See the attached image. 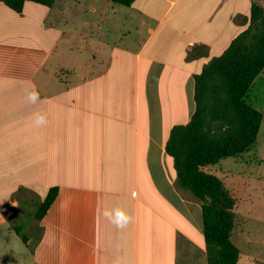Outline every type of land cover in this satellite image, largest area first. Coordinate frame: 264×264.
<instances>
[{"label": "crops", "instance_id": "crops-1", "mask_svg": "<svg viewBox=\"0 0 264 264\" xmlns=\"http://www.w3.org/2000/svg\"><path fill=\"white\" fill-rule=\"evenodd\" d=\"M256 1L0 2V264H210L169 145ZM202 170L236 202L258 180L240 156Z\"/></svg>", "mask_w": 264, "mask_h": 264}, {"label": "trees", "instance_id": "trees-1", "mask_svg": "<svg viewBox=\"0 0 264 264\" xmlns=\"http://www.w3.org/2000/svg\"><path fill=\"white\" fill-rule=\"evenodd\" d=\"M27 1L50 7L56 0H0L17 11H20ZM111 1L129 5L133 0ZM254 22L258 23L257 31L258 29L259 31L250 36V39L254 41V46H249L247 35L251 32ZM263 69L264 11L259 5L253 3L250 26L233 41L221 56L213 60L202 74L196 76L197 110L189 124L178 126L173 130L169 145L171 153L177 160L182 178L184 171H187V174L192 172L191 174L196 177L197 182L193 189L195 196L203 197L206 193L207 196L213 197L214 192L217 194V200L212 201L209 205L211 208L217 209L219 214L220 221L217 226L210 223L206 209L202 206L207 240L210 233L213 238L216 236L219 239L228 240L232 229L230 216L232 215L233 199L222 182L207 174L202 170V167L215 164L222 158L239 156L254 148L262 121V113L249 101V92L254 79ZM214 72L221 76L222 84L219 88H223L225 93L215 102L213 113L217 114L218 118H221L222 115L225 123L215 129L209 127L206 130L204 125L207 117L204 116L202 94L205 79ZM221 106L223 110H218V107ZM221 203L223 209H220ZM208 225H211V230L208 229ZM228 246L230 255L226 264H235L238 259L237 250L230 242ZM209 254L210 264H212L210 248Z\"/></svg>", "mask_w": 264, "mask_h": 264}, {"label": "rangeland", "instance_id": "rangeland-1", "mask_svg": "<svg viewBox=\"0 0 264 264\" xmlns=\"http://www.w3.org/2000/svg\"><path fill=\"white\" fill-rule=\"evenodd\" d=\"M256 4L259 5L264 11V0H257ZM257 24L258 23L254 22L251 32L247 35L249 39L247 40L249 46H254V41L253 39H250V36L256 32L258 33L259 29L257 31ZM216 58L217 57L213 58L207 65H205L200 74H202L207 66H210L213 60ZM263 78L264 76H262V79L258 77L257 83H255L254 79L250 87L249 101L252 102L254 106L256 104L255 99L252 98V95L254 96L255 93L258 94V90H260L261 86H264ZM221 82L222 78L217 72H214L212 75L208 76L204 81L202 105L204 107V116L207 117L206 123L204 125L206 130L209 127L215 129L216 127L223 126L225 123L222 119V115L221 118H218L217 114L213 113L215 102L225 93L223 88H219L222 84ZM218 108V110H223L222 106ZM258 139L259 145L264 151V128L262 129L261 136ZM258 153L259 150L256 141L254 148L239 155L242 157V160L245 162L246 166H250L254 177L257 176L258 180H255V182H253L254 179L252 180L253 184L250 194L249 191L248 193L240 191L239 194H236L235 197L238 199V202H236L234 196L229 193V196L233 199V205L231 206L232 215L230 216L232 229L227 241L222 240V238L219 239L216 236L213 238L211 233L208 236L211 259L213 258L212 264H226L230 255L228 251L229 242L238 253V259L235 264H264V159H260ZM261 163L263 164L259 166ZM260 171H262L263 176L259 179V173H261ZM191 173L192 172H189L187 174L189 196L205 207L206 215L207 218L210 219V223L217 226L220 221L219 214L217 209H213L211 206H209L212 201L217 200V194L214 192L213 197H210L209 195L208 197L205 193L203 197H196L193 189H195L197 179ZM220 205V209H223V204L221 203ZM220 226H222V224H220ZM207 227L210 230L212 229L211 225H208Z\"/></svg>", "mask_w": 264, "mask_h": 264}, {"label": "clouds", "instance_id": "clouds-1", "mask_svg": "<svg viewBox=\"0 0 264 264\" xmlns=\"http://www.w3.org/2000/svg\"><path fill=\"white\" fill-rule=\"evenodd\" d=\"M29 99L32 100L33 102L39 99V93L33 89L30 93H29ZM45 121V117L43 116H38L36 119V124L37 125H42L44 124ZM119 216L120 217H125V213L123 211L119 212ZM127 219H130V217H127Z\"/></svg>", "mask_w": 264, "mask_h": 264}]
</instances>
